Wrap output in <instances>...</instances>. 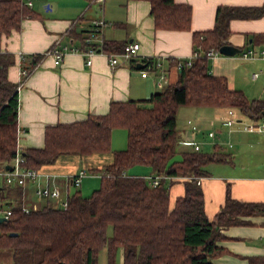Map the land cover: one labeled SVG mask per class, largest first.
Returning a JSON list of instances; mask_svg holds the SVG:
<instances>
[{"label": "trees", "instance_id": "16d2710c", "mask_svg": "<svg viewBox=\"0 0 264 264\" xmlns=\"http://www.w3.org/2000/svg\"><path fill=\"white\" fill-rule=\"evenodd\" d=\"M149 1L156 27L190 29V4ZM30 11L21 0H0V38L18 30ZM263 15L264 4H220L214 26L193 32L199 56L179 70L177 81L148 99L113 102L107 114L48 125L43 147H19L18 85L8 75L15 55L0 47V169L11 163L19 149L22 167L33 168L54 163L63 154L112 151L114 155L110 163L91 168L101 172L99 187L89 195L79 190L68 195L67 207L47 200L25 212L21 203L10 204L12 214L0 222V251L10 253L12 264H98L105 246L108 264H116L119 248L123 264H214L212 258L223 251L216 245L222 237L221 226L247 222L240 216L264 212V202L236 199L228 186L225 204L209 219L199 177L209 175L208 165L227 159L228 154L223 146L215 151L193 146L180 150L178 112L184 105L226 107L254 120L264 118V99L230 88L225 76L211 73L207 56L209 49L229 43L232 19ZM81 39L84 42L85 36ZM124 46L104 43L106 50L119 51ZM118 126L127 129L128 144L114 150L112 131ZM137 165L151 166L159 183L152 186L148 176L130 174ZM180 175L191 178L185 181L184 193L172 201L169 177ZM10 187L0 186L3 203ZM15 190L22 194L19 186Z\"/></svg>", "mask_w": 264, "mask_h": 264}, {"label": "crops", "instance_id": "0c3cea01", "mask_svg": "<svg viewBox=\"0 0 264 264\" xmlns=\"http://www.w3.org/2000/svg\"><path fill=\"white\" fill-rule=\"evenodd\" d=\"M175 1L191 5L190 29L156 27L149 0H105L103 10L102 5L94 0H37L33 7L25 6L21 0V4L31 10V16L22 19L18 30H12L0 38L1 49L15 55L8 75L18 85L20 149L43 147L48 125L85 120L90 114H107L113 102L148 99L154 92L177 81V60L194 53L193 32L214 26L220 4H264V0ZM94 5H97L99 17L91 12ZM93 18L106 20L96 42L100 43L102 39L104 43L109 41L123 45L137 41L140 42L137 55L131 59L121 58L115 66L111 65L106 54L101 53L93 56L92 64L86 62L81 52L73 50L66 51L60 64H55L52 56H43L57 40L59 48L65 45L81 46V37L85 36L86 39L92 32ZM230 30L229 43L242 51L254 49L259 52L264 49V15L234 18L230 21ZM242 51L235 55H225L219 51L215 56H208L210 71L214 75L225 76L230 88L243 90L249 98L264 99V75L253 77L254 72L264 71V57H244ZM156 60L162 65L150 69L147 76H142L143 69ZM24 69L30 72L24 75ZM163 71L167 73L169 81L160 87L157 79ZM227 113L229 119H235L231 125L225 124L229 119L225 120L222 110L215 107L184 105L178 112L180 150L190 149L194 147L193 142H198L201 145L199 150L215 151L223 146L228 154L227 159L208 165L209 175L199 177L210 220L225 204L228 186L231 196L236 199L264 202V134L246 127L259 124L264 118L251 119L235 108H227ZM194 124L197 129L193 128ZM211 131L213 135H210ZM111 140L114 150L125 148L123 144L128 140L127 129L115 127ZM113 156L112 151L86 155L63 154L56 162L37 168L40 171L38 179L28 180L24 185L9 184L0 176L4 179L0 186L8 184L13 188L7 202L0 201V215L4 216L3 210L10 204H26L31 210L39 208L47 200L61 204L68 195L83 190L88 176L93 179L86 181L87 188H95L98 181L93 180L100 177L101 172H88L81 184L76 185L75 191H70L74 185L71 174L80 168L90 171L94 167L101 168L110 163ZM138 166L148 167L151 172H136ZM129 172L148 177L156 175L155 170L146 165L134 166ZM190 178L182 175L169 177L172 201L184 193L185 181ZM47 182L57 185L61 189V196L63 189H66V196L38 197L37 186ZM16 186L20 187V196L15 190ZM240 218L247 222L221 226L222 237L216 241V245L223 251L212 258L214 264H264V212L241 215Z\"/></svg>", "mask_w": 264, "mask_h": 264}, {"label": "built area", "instance_id": "2783aa9c", "mask_svg": "<svg viewBox=\"0 0 264 264\" xmlns=\"http://www.w3.org/2000/svg\"><path fill=\"white\" fill-rule=\"evenodd\" d=\"M37 0H22L23 4L27 7H33L35 2ZM99 2L103 10V5L105 0H94ZM93 28L92 32L86 37L85 41L81 46H74V47H68L67 45L63 46L62 48L57 47L58 40L55 42V44L47 49L43 56H52L54 57L55 64H60L66 51L67 50H73L81 52L85 58L86 62L88 64H92L93 62V56L97 53L106 54L109 59L112 66L117 65L121 58L125 59H131L134 56L137 55L138 50L140 48V42L132 41L125 44L122 50L120 51H108L104 48V42L102 39L99 42H96V39H98V36L100 32L102 31L104 25L106 24V20L104 18H98L94 19L93 22ZM219 53V49L211 48L207 52V56H215ZM242 56L244 57H264V49L260 50L259 52L254 49H247L242 51ZM199 56V53L197 51H194V53L188 57V58H180L177 60L176 67L180 70L184 68L185 66H191L194 62V60ZM162 64L160 61L156 60L155 62H152L146 66V68L143 69L141 72L142 76H147L150 69H155L160 67ZM30 72V71H29ZM28 70L24 69L23 74L27 75ZM259 75H264V71L261 72H254L253 77L257 78ZM168 75L164 71L161 72L158 76L157 83L160 87H164L166 83H168ZM232 113L233 111L230 110ZM235 122V119H229L225 122L227 125H231ZM248 129L251 130H259L264 134V119L259 124H250L246 126ZM194 129H197V126L193 125ZM210 135H213V132H210ZM193 145L195 149L199 150L201 148L200 143L193 142ZM24 161V157L21 154V150L19 149L16 156L12 159L11 167L9 169H1L0 170V176H3L5 178V181L9 184H19L24 185L28 180L36 181L39 177L40 171L37 168L33 167H22V162ZM88 173L87 168H80L77 172L71 174L70 179L71 182L74 185H80L82 182L83 177ZM149 183L152 186H156L159 181L160 177L159 175L155 176H149L148 177ZM36 194L38 197H54L59 198L61 196V189L53 184H49L48 182L45 185L39 184L36 188ZM63 207H67L68 201L67 198H65L61 204ZM21 208L25 212H30L31 207L22 204ZM36 208V206H34ZM12 214V208L8 207L5 210H3V215L8 219L9 216Z\"/></svg>", "mask_w": 264, "mask_h": 264}, {"label": "rangeland", "instance_id": "374dc122", "mask_svg": "<svg viewBox=\"0 0 264 264\" xmlns=\"http://www.w3.org/2000/svg\"><path fill=\"white\" fill-rule=\"evenodd\" d=\"M96 7H97V5H94V8H92L91 12L92 13H95L96 17H99V15H97V12H96ZM96 17H94V18H96ZM215 108H218V109H221L222 110V113H223L222 115L225 118V120L230 118V115L227 113V108L226 107H215ZM236 123H237V121H236ZM217 127H219V124H217ZM127 144H128V140H126L125 144H123V145H126V146H124L125 148L127 147ZM120 147H123V146H120ZM118 149H123V148H118ZM135 171L136 172H140L141 174H145V173L146 174L147 173L149 174L151 172V170L148 169V167H145V166L144 167L138 166V167L135 168ZM88 172H89V174L92 173V171H90V170H88ZM86 178H85V181H84L83 190L81 191V193L83 195H89L93 191V189L99 187V185H100V177H95V179L93 181L94 182H97L98 181V184L95 186V188H92L91 187L92 188L91 189L89 187V189H88L87 188L88 186L86 185V181L88 179H90L91 176H88ZM91 179H93V178H91ZM0 182L3 183L4 182V179L3 178H0ZM76 189H77L76 185H72L70 191H75ZM64 196H66V189H63V195L61 197H64ZM53 204L54 205H57V206L60 205V203H58V202H55V203L53 202ZM5 252H7V251H0V264H12V256L9 255L10 253H5ZM98 264H108V248H107V246H105L104 248H102L101 251L99 252ZM116 264H123V251H122L121 248H119L117 250V253H116Z\"/></svg>", "mask_w": 264, "mask_h": 264}, {"label": "water", "instance_id": "95a60500", "mask_svg": "<svg viewBox=\"0 0 264 264\" xmlns=\"http://www.w3.org/2000/svg\"><path fill=\"white\" fill-rule=\"evenodd\" d=\"M219 51L225 55H235V54L241 52L242 49L233 45V44L226 43V44H223L222 46H220ZM10 167H11L10 164L6 165L7 169ZM6 219L7 218L5 216L0 215V222L5 221ZM12 234H14V233H12Z\"/></svg>", "mask_w": 264, "mask_h": 264}]
</instances>
